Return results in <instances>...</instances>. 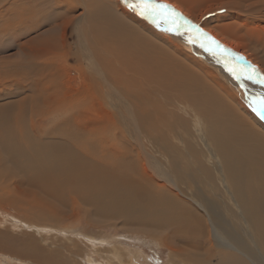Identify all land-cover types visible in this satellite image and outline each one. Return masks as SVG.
I'll return each instance as SVG.
<instances>
[{
  "label": "rangeland",
  "instance_id": "374dc122",
  "mask_svg": "<svg viewBox=\"0 0 264 264\" xmlns=\"http://www.w3.org/2000/svg\"><path fill=\"white\" fill-rule=\"evenodd\" d=\"M8 1L22 4L27 9L24 17L45 21L46 24L39 32L28 35L23 34V26L15 31H0V118L12 120L19 113L24 114L25 128L28 131L32 127L48 132L69 119L74 125L83 128L101 127V143L108 147L118 137L119 146L123 145L130 156L126 158L127 161L131 160L140 169L138 174H146L148 179H154L153 188L157 189L153 193L167 195L163 204L172 206L174 214H182L179 219L185 217L186 213L192 229L197 231L205 226L209 230L208 235L199 237L202 240L198 241L200 247L197 249V256L204 254L209 249V244H213L215 251H222L227 255L229 253L246 264H264V246L258 235L260 231L255 229L256 226L243 205V199L238 196L231 175L228 176L226 162L216 148L209 124L194 109L193 101L187 100L181 91L172 87H157L155 96L161 102H157L158 109L161 108L160 112L173 126L174 131L170 133L163 125H159V132L151 131L155 113L145 111L153 109L157 105L156 101L146 102L126 88L116 86L111 77V55L101 47L98 35L92 31L89 21L97 10H105L110 19L111 15L123 21L126 18L131 21L133 18L136 20L133 25L139 31L152 39L161 40L163 46L171 49L172 55L175 51L182 57L186 53L192 60L191 64L196 66L197 71L214 87L215 95L221 99H218V108L225 106L224 112L239 117V123L245 119L246 124L237 123L240 129H254V136L263 137L264 143V118L253 111L252 107L255 98L264 96V84L247 78L253 75L256 79H264V0H169L181 6L182 11L175 12L196 28L186 25L176 17L159 21L158 27L156 23L125 7L122 0H7V3ZM98 1L104 2V8L97 6ZM156 2L177 10L165 0ZM4 4L1 3L0 11L6 6ZM106 14L105 17L109 20ZM6 17L0 12V23L9 20ZM172 20L179 26V32L167 30L172 27ZM14 21L17 24L18 19L11 22ZM197 28L211 37V41L200 35ZM49 35L57 40L59 51L31 62L24 60L27 56L19 48L20 43L35 39L36 46H33V40L32 44H27L25 52H42L44 45H38L37 38ZM201 44L208 45L212 51L201 47ZM217 44L219 48L216 47ZM222 49L228 51L224 52ZM240 57L243 59H239ZM21 64L29 69L30 74L33 67H38L36 65L45 67L44 73L53 78H34L37 79V88L42 91L48 88L47 94L40 91L42 94L37 95V89L34 90L35 83L31 80L24 81L23 74L6 77L11 70L17 71ZM225 64L235 70L239 79L228 71ZM252 68L255 69L254 72ZM52 100L58 103L56 106L59 111L44 105V101L49 104ZM32 113L51 115L41 117L38 114L32 121ZM255 143V140H250V148ZM249 158L251 160L252 157ZM163 172L165 176L172 177L174 184L167 183L165 177L162 180L160 173ZM127 174L132 178L136 177L131 171ZM18 195L16 191L7 192L0 186V264L192 263L179 255L173 259L172 250L189 245L183 239L181 242L177 241L176 248L171 249L174 247L172 243L176 241L162 245L158 231L123 226L121 220L115 222L111 217L104 221L68 195L63 198L64 206L58 202L53 204L57 209L56 214L39 206L32 211L35 215L44 209L55 221H30L29 211H23L17 205ZM15 199L17 203H14ZM47 200L52 201L48 197ZM205 204L216 208L221 218L225 219L222 220L225 225L228 224L229 229L240 235L246 243L245 247H250L258 259L250 261L252 258H246L248 253L240 246H237L239 252L231 244L228 247L224 244V247L218 249L212 238L208 217L201 209ZM184 221L185 219L181 220V223L188 227ZM216 230L224 238L225 230L218 227ZM187 236L192 238L194 235L191 231L187 235L182 234L181 238ZM224 240V243L228 241L226 238ZM27 243L35 246L38 257L29 258L20 253ZM219 258L220 255L212 257L210 262L202 264H225L219 262ZM189 259L198 264L199 258L196 259L195 255H190Z\"/></svg>",
  "mask_w": 264,
  "mask_h": 264
},
{
  "label": "bare ground",
  "instance_id": "6f19581e",
  "mask_svg": "<svg viewBox=\"0 0 264 264\" xmlns=\"http://www.w3.org/2000/svg\"><path fill=\"white\" fill-rule=\"evenodd\" d=\"M165 1L173 4L177 9H174L175 11H182L181 6L178 4L169 0ZM98 2L97 6L104 8V2ZM1 3L6 5L4 8L2 7L1 15L3 14L7 16V19L9 18V20L0 23L1 32H9L12 29L15 31L23 26L21 29L23 34L28 35L39 32L42 26L46 24L45 21H34L29 16L28 18L24 17L27 9L23 8L22 4L10 3L9 1L8 4L7 0H0V5ZM13 10H15V13ZM105 14V10L103 12L97 10L95 14L91 15L89 21L92 31L98 35L101 47L111 55V77L116 86L126 88L130 93L132 92L146 102L148 100L156 101V104L159 102L155 96L157 87H172L181 91L183 97L187 100L193 101L194 109L209 124L216 148L226 162L228 176L231 175L234 187L238 196L243 199V205L248 211L251 221L255 224V229L260 231L258 233L259 240L264 246L263 137H255L254 129L242 131L239 125L246 124L245 119L242 123H239V117L224 112L225 106L222 109L218 108L221 99L217 94L215 95L214 87L210 86L209 82L197 71L196 66L191 64L192 60L186 56V53L183 54V57L178 54V51H175L172 55L171 49L163 46L160 43L161 40L152 39L139 31V28L133 25L136 20H133L132 17L131 21L127 18L123 21V19L112 15L110 19V16L106 14L109 18L107 20ZM176 18L183 20L184 23L187 21L181 16ZM14 19H18L17 24L16 21H14L15 23L11 22ZM186 25L192 26L190 22ZM199 32L203 36L206 34L203 31ZM47 36L37 38L38 45H44L42 52H25L27 44H32L35 39L20 43L19 48L27 56L24 60L31 62L36 58H46L47 55L59 51L57 40L53 36ZM224 39L226 40V38ZM33 43V46H36V40ZM36 66L38 67H33L34 70L30 74L29 69L21 64L17 71L11 70L10 73L12 74L7 73L6 77L12 78L23 74L24 81L31 80L35 83L34 90L37 89V95H40L42 90L35 86L37 84L35 78L44 80L52 76L44 73L43 68L45 67ZM22 86L25 87L24 84ZM56 86L59 85L56 84ZM46 89H43V94H47L48 88ZM51 91L52 89L49 90V92ZM218 99L220 100L218 101ZM45 101L44 105L54 107L56 111H59L56 106L58 103L56 104L52 100L48 104L49 100L46 103ZM160 111L161 108L158 109V104L150 111H145L146 113H155L150 129L153 132H159V125H163L171 133L174 128ZM38 114L42 117L50 113H32L31 120L33 121ZM13 119L0 118V186L4 187L7 192L12 191L15 193L16 191L19 194V199H15L18 203L17 201L14 203L19 204L23 211H29V214H26H28L30 221L32 219H34V222L55 221L52 219L54 217L44 209L40 211L42 214L39 212L40 215H34L32 211L39 206L40 208L46 207L56 214L57 209L53 204L58 202L64 206L63 198L68 195L76 203L88 207L90 213L92 211L95 217L102 218L104 221L111 217L112 220H116L115 222L121 220L123 226L146 229L145 231H158L161 234L160 239H158L162 245L165 242L176 241L172 243L174 247H171V249L176 248L175 245H178V242L183 239V241H186L185 244L189 245L176 248L175 251L172 250L174 253L173 259L179 255L180 258L195 264V261L189 259L190 255H195L196 259L199 258L197 260L198 264H202L203 262H210L212 257L220 255L219 262L246 264L229 253L227 255L222 251H215L213 244H209V249L204 254L201 253L197 256V249L200 247L198 241L202 240L199 237L208 235L209 230L205 229V226H203V229H197V231L189 227L190 223L187 221L186 213L185 217L182 216L180 219H185L184 222L187 223L188 227L181 223L179 216L182 214H174L171 209L172 206L163 204V200L167 195L159 192L157 194L153 193L157 189L153 188L154 179H148L145 176L146 174H138L140 169L138 170L136 165L131 163V160L127 161L128 151L123 145L119 146L118 137L115 138L116 140L111 144L112 146L107 147L100 141L101 135H103L101 134V127L83 128L74 125L72 120L69 119L48 132H41L32 127L31 131H28L25 128L26 116L24 114L19 113ZM148 119L149 115L146 117V120ZM250 140L256 141L251 148L249 146ZM258 140L261 141L260 144ZM249 156L252 157L251 160ZM128 168H130L131 173L133 172L136 175L135 178L127 174L130 172ZM160 177L162 180L165 177L167 183H173L172 177L165 176L164 172L160 173ZM171 186L174 185L171 184ZM47 197L52 199L53 202H48ZM168 205L170 204L168 203ZM201 207L207 215L206 217H208L212 238L218 249L221 246L224 247V244L226 247L231 244L236 252L238 251L237 246L246 251L248 253L246 258L249 260L252 258L250 261L259 258L254 255V252L252 253L250 247H245L246 243L239 234L229 229L228 224L225 225L223 222L225 219L221 218L222 216L216 211V208H212L211 204H208V206L205 204ZM196 219L194 221H197ZM215 227L225 230L224 238L220 237ZM191 231L194 235L192 238L190 236L181 238L182 234L187 235V232ZM221 233L224 232L221 231ZM225 238L228 239V243H224ZM188 246L192 249L187 248ZM23 249L20 252L22 255L29 258L38 257L33 244L27 243ZM201 250L203 249L201 248Z\"/></svg>",
  "mask_w": 264,
  "mask_h": 264
},
{
  "label": "snow or ice",
  "instance_id": "6c2138e0",
  "mask_svg": "<svg viewBox=\"0 0 264 264\" xmlns=\"http://www.w3.org/2000/svg\"><path fill=\"white\" fill-rule=\"evenodd\" d=\"M122 3L125 7L129 8L131 11L135 12L140 17L151 20L153 23H156L158 27L159 21L169 20L172 17L179 16V14L176 13L175 10L172 9L169 5L157 3L156 0H122ZM185 23L188 22L185 21ZM192 27L196 28L195 25H192ZM167 30H175L176 32H179V26L176 25L175 20H172V27L168 28ZM197 31H199L198 28ZM204 38L206 40L211 41V37H208L206 34H204ZM212 43L215 44V41H212ZM201 47H205L206 50L212 51L211 47H209L208 45L201 44ZM216 47L219 48L220 46L217 44ZM222 51L227 52L228 50L222 49ZM239 59L243 58L240 57ZM225 67L235 78L239 79V76H237L234 69L230 68L227 64H225ZM252 71L254 72L255 69L252 68ZM247 78L252 79L256 83L264 84V79H256V77L253 75H249ZM252 107L253 111L257 112L258 115L264 118V96L255 98L252 102Z\"/></svg>",
  "mask_w": 264,
  "mask_h": 264
}]
</instances>
